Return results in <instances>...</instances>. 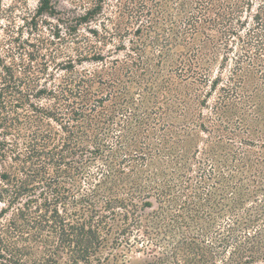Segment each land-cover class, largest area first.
Segmentation results:
<instances>
[{
  "label": "trees",
  "instance_id": "obj_1",
  "mask_svg": "<svg viewBox=\"0 0 264 264\" xmlns=\"http://www.w3.org/2000/svg\"><path fill=\"white\" fill-rule=\"evenodd\" d=\"M99 4L94 1L80 20L94 18ZM130 4L137 39L130 41L124 59L109 62L111 67L73 72L44 88L43 78H54L47 62L34 70L36 57L30 54L13 57L9 65L0 59V204L5 205L0 264H127L125 253L134 248L149 258L140 264H264L259 166L244 165L252 177L227 203L226 191L217 194L206 184L209 179L230 183L229 164L219 174L212 164L201 173L210 156L196 162V180L190 162L195 154L182 164L180 180L156 182L149 191L141 177L124 178L133 158L145 160L155 152L144 135L152 124L166 126L173 115L193 108L198 126H205L204 116L189 105L194 100L201 106L203 94L190 96L179 80L207 85L203 66L220 46L229 51L236 45L240 53L213 112L221 118L220 112L232 106L242 123L246 112L262 110L251 104L253 92L242 87L239 76L248 65L264 81V0L246 33L243 14L253 11V0ZM38 13L54 16L52 0H41ZM220 81L215 79L212 89ZM259 88L258 83L254 91ZM44 95L50 102L46 108L33 101ZM232 100L246 101V112ZM117 128L120 135L113 137ZM91 166L97 167L95 176L88 173ZM83 183L91 187L86 190ZM152 198L156 208L148 201Z\"/></svg>",
  "mask_w": 264,
  "mask_h": 264
},
{
  "label": "rangeland",
  "instance_id": "obj_2",
  "mask_svg": "<svg viewBox=\"0 0 264 264\" xmlns=\"http://www.w3.org/2000/svg\"><path fill=\"white\" fill-rule=\"evenodd\" d=\"M40 1L0 0V59L9 65L13 57L20 55L27 57L30 54L36 57L32 63L34 70L43 61L47 62L48 73L53 74L54 78L52 80L43 78L44 88L60 84L73 72L88 73L101 70L106 65L111 67L109 62L124 59L131 47L130 41L137 39L134 32L138 26L133 19L135 14L130 4L131 0H52L54 16L38 13ZM94 1L100 2L102 9L97 11L98 14L88 22L81 21L80 18L86 11L93 8ZM253 1V11H245L243 14L246 24L245 33L253 25L252 18L258 3L262 0ZM118 27H120L119 32ZM123 31H128L129 34H124ZM202 38V35L198 36V39L202 40ZM230 48L231 50L228 51L220 46L215 54L211 52L209 60L204 63L203 67L207 69L204 74L209 77L207 85L202 87L191 78L179 80L181 89L190 93V96L195 95L197 91L198 95L203 94L200 99L201 106H195L194 100L190 101L189 105L195 108L197 114L201 113L204 116L205 126L203 128L198 126L193 108L186 114L173 115L166 126L152 124L144 135L147 138L146 142L154 146L155 152L146 154L145 160L133 158L128 167L130 170L127 168L126 174H128L124 178L133 180L141 177L147 185L146 191H149L152 187H156V182L163 186L167 180L173 179L172 177L180 180L178 175L182 173L183 165L195 154L196 158L190 162L193 171L191 173L196 180L200 168L196 162L210 156L213 160L201 166L203 168L201 173L205 171L207 173L214 165L215 172L219 174L223 171L224 164H229V167L225 168V175L229 177L226 179L237 189H231L228 186L230 183L225 180L215 184L214 180L209 179L206 184V189L217 194L221 193L217 189L226 191L225 203H227L237 197L235 194L237 190L243 191L245 183L247 185L252 177L253 170L244 165L259 166L261 173L258 176H263L264 140L261 136L264 135V81L259 80V76L248 65L244 66L245 70L242 76H239L244 78L242 87L245 86V90L250 94L253 92L251 104L259 103V108L262 110L258 114L247 113L244 108L248 103L245 101L240 104L233 99L234 105L243 107L242 112L247 114V119L241 120L242 123L236 120L237 115L230 109L232 106L220 112L221 118L212 110L221 95L220 88L230 82L229 78L236 67L234 59L239 55L240 49L236 45H231ZM99 59H104L103 63ZM218 77L221 81L216 89H212L213 81ZM258 83L260 88L254 91ZM33 101L45 108L50 104L45 95ZM120 132V128H117L113 137H118ZM160 139H163L162 143ZM89 171L91 176H95L97 167L91 166ZM90 187L84 184L86 190ZM148 201L154 208L157 207L154 198ZM4 207V204H0V212ZM136 249L125 253L128 254L127 264H140L149 259Z\"/></svg>",
  "mask_w": 264,
  "mask_h": 264
}]
</instances>
